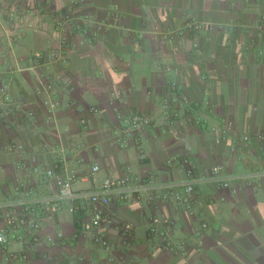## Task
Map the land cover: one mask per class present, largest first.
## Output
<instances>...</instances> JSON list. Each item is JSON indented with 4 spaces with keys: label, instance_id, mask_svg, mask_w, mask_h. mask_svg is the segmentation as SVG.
<instances>
[{
    "label": "crops",
    "instance_id": "obj_1",
    "mask_svg": "<svg viewBox=\"0 0 264 264\" xmlns=\"http://www.w3.org/2000/svg\"><path fill=\"white\" fill-rule=\"evenodd\" d=\"M4 1L18 10H40L49 18L41 24V33L29 32L20 39L18 62L0 31V69L28 67L31 54L57 48L52 37L55 18L70 16L72 33L68 64L52 68L69 77L71 89L60 93L62 107L51 124L46 123L44 97L36 92L37 76L24 71L11 79L14 100L23 104V111L34 112L37 124L28 129L17 124L18 111H0L2 195L15 176L14 158L4 152L12 142L37 146L42 138H62L66 144L85 143L88 149L81 154L85 164L77 168L80 177L89 175L94 165L101 170L95 178L80 180L78 190H93L105 178L123 176L128 167L162 183H177L184 179L183 167L167 162L174 156L186 157L200 177L220 166L231 179L229 188L200 184L193 215L177 211L173 203L161 208L160 213L176 220L178 236L189 242L191 259L148 244L149 218L155 211L144 200L140 205H111L116 222L133 227V246L128 248L116 229L106 233L114 252L128 264H264V152L256 139L264 132V28L259 23L264 0ZM189 23L202 30L187 29ZM156 29L183 35L165 39ZM172 82L178 86L174 94ZM160 97L175 99L173 107L180 108L181 118L173 127L161 110ZM93 107L97 114L89 112ZM209 112L216 121L232 120L235 132L222 139L212 125L196 124V117ZM131 113L155 123L144 134V161L137 146L124 149L114 143ZM82 119L87 120L86 127ZM243 136L252 141L243 143ZM203 222L209 228L197 239L194 235ZM78 229L79 221L67 212L50 225L52 232L63 231L69 238L60 250L64 254L102 260L105 252L90 238L76 239Z\"/></svg>",
    "mask_w": 264,
    "mask_h": 264
},
{
    "label": "built area",
    "instance_id": "obj_2",
    "mask_svg": "<svg viewBox=\"0 0 264 264\" xmlns=\"http://www.w3.org/2000/svg\"><path fill=\"white\" fill-rule=\"evenodd\" d=\"M49 16L40 10H18L0 0V31L1 37L7 42L10 54L18 62L16 48L22 37L29 32H42L41 24ZM72 18L62 16L54 19L52 37L58 47L47 53L35 52L28 57L30 66L0 69V111H18L17 124L33 129L36 115L32 111H23V104L14 100L11 79L16 73L33 72L38 78L37 94L43 96V106L47 111V124L55 119L62 107L60 93L71 89L69 77L62 73L52 72L56 63L68 64L66 49L70 43ZM260 27L264 28V16L260 18ZM187 29L201 31L197 23L187 24ZM165 39L183 35V31L162 33ZM42 70L43 73L39 71ZM167 72L171 69L167 66ZM10 75L5 81L4 76ZM172 94L178 90L176 82L170 85ZM175 96V95H174ZM161 110L172 127L181 118L180 108H174L175 99L159 98ZM97 114L98 109H89ZM211 112L199 115L194 119L196 124L212 125L213 132L225 139L235 132V123L228 118H214ZM216 122V123H215ZM80 123L87 126V120ZM155 126L152 118L131 113L114 139L121 148L132 145L139 148L140 158L146 160L147 154L142 147L147 128ZM218 138V141H221ZM264 152V132L257 134ZM243 143H250V136H243ZM88 149L85 143L66 144L62 138L48 141L45 138L37 146H27L24 143L12 142L4 152L14 158L15 176L12 186L5 194L0 192V264H128L126 260L114 252V246L106 233L116 229L122 240V245L132 247L133 227L130 224L119 225L110 211L112 204L140 205L144 200L155 213L149 218L147 242L160 250L181 256L184 260L191 259L189 242L178 236L177 222L168 214L160 213L161 208L173 203L179 212L194 214L197 205V188L203 183L216 184L220 188H229L231 179L223 174L222 167H214L208 176L196 174V166L186 157H171L167 164L174 166L179 163L183 167L184 179L179 182L162 183L152 174L135 171L132 168L121 177L105 178L93 190H78L80 180L95 178L101 168L91 167L89 175L80 177L77 168L84 166L82 152ZM236 150L235 147L232 148ZM264 175V171L262 172ZM67 212L79 221L76 239L90 238L91 242L105 252L102 260H90L86 255L74 256L60 251L69 243V238L63 231L52 232L50 225L60 214ZM209 228L206 222L195 233L200 239ZM62 252V253H61ZM35 256L37 260L33 258Z\"/></svg>",
    "mask_w": 264,
    "mask_h": 264
}]
</instances>
